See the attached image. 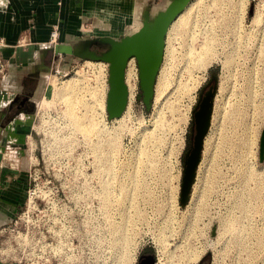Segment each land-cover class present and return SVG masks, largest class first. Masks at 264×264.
Returning <instances> with one entry per match:
<instances>
[{
  "label": "rangeland",
  "instance_id": "1",
  "mask_svg": "<svg viewBox=\"0 0 264 264\" xmlns=\"http://www.w3.org/2000/svg\"><path fill=\"white\" fill-rule=\"evenodd\" d=\"M166 1L160 2L159 8H142L139 21L144 10L151 18ZM208 2L197 0L189 6L190 22L196 19L195 15L200 17V5ZM222 2L220 12L227 18L212 24L214 42L210 62L201 68L193 62L195 56L193 59L188 56V51L193 47L191 51L196 54L205 52L200 42L205 37L202 27L205 23L211 25L212 19L217 17L215 9L208 11L210 19L205 17L204 24L201 18L197 19L200 35H190L193 22H189L186 30L180 17L177 18L164 34V60L162 58L156 75L157 78L159 73L165 72L169 79L166 99L156 101L153 92L150 104L145 107L136 82L138 98L131 102L134 93L127 98L121 119L106 115L107 62L70 53L50 54L48 68L41 72L47 88L37 100L25 144L30 159L26 170L28 191L26 188L22 206L0 229V264H125L133 246L136 247L135 257L141 248L149 247L156 261L158 248L154 233L158 228L167 230L170 248L180 244L187 236L185 232L193 229L194 235H189L187 241L203 251L191 264H196L203 256L207 257L208 264H264V155L261 159L258 157V135L264 128V54H259L258 47L264 44V22L260 26L250 23L256 8L264 19V0ZM241 2L245 6L243 15ZM230 48L235 49L233 59L230 65L223 64V57ZM131 62L136 65L134 58ZM209 72L217 76L209 129L205 131L188 198L180 204L178 183L190 109ZM196 79H199L198 84L187 90ZM63 85H73L69 95L82 117L79 122L86 123L90 119L95 125L91 136L81 134L61 106L64 102L58 90ZM221 100L225 101L224 108ZM157 110L162 113L161 125L159 117L154 120ZM158 123L160 126L155 129L154 124ZM95 129L102 134L97 135ZM111 136H114L113 146L106 145ZM103 142L104 146L96 148ZM142 146L150 152L153 166L141 161L138 153ZM101 167L108 168L110 173L106 176L102 170L99 172ZM205 170H210L213 188L208 187L204 195L205 211L193 221V227L188 222L193 220L196 184L203 179ZM126 172L134 178L132 184L127 182L130 176ZM105 176L111 180L109 186L113 194L111 205L107 207L103 206L101 198V187L104 189L107 185L104 180L101 182ZM138 182L142 187L133 195L121 193L122 187L129 184L127 187L136 188ZM197 185L196 192L199 182ZM136 204L141 216L132 209ZM170 218L171 221H167ZM231 220L234 229L228 227ZM119 221L128 225L119 227L129 231L130 240L126 245L116 243L117 234L112 233L113 224Z\"/></svg>",
  "mask_w": 264,
  "mask_h": 264
},
{
  "label": "crops",
  "instance_id": "2",
  "mask_svg": "<svg viewBox=\"0 0 264 264\" xmlns=\"http://www.w3.org/2000/svg\"><path fill=\"white\" fill-rule=\"evenodd\" d=\"M162 1L0 0L5 62L0 78V229L24 202L30 164L25 144L37 100L47 88L41 72L48 68L52 24L57 26L54 42L74 45L80 37L117 38L138 26L142 8H159Z\"/></svg>",
  "mask_w": 264,
  "mask_h": 264
},
{
  "label": "water",
  "instance_id": "3",
  "mask_svg": "<svg viewBox=\"0 0 264 264\" xmlns=\"http://www.w3.org/2000/svg\"><path fill=\"white\" fill-rule=\"evenodd\" d=\"M186 1L167 0L151 18H148L144 10L138 26L117 38L109 35L88 36L79 40L76 45L54 42L47 48L51 51V56H55L57 53H70L79 58L88 57L107 62L105 95L107 117L118 115L124 107L126 91L123 83V68L126 59L133 56L141 100L144 106L148 107L152 97L154 77L162 56L166 27ZM216 79V73L210 72L207 79L199 86L190 109L188 142L181 158L178 191L180 204L185 203L188 198L194 170L200 155L202 138L209 123ZM263 155L264 128H261L258 135V157L261 159ZM135 264L156 263L152 254L139 253L135 257Z\"/></svg>",
  "mask_w": 264,
  "mask_h": 264
},
{
  "label": "bare ground",
  "instance_id": "4",
  "mask_svg": "<svg viewBox=\"0 0 264 264\" xmlns=\"http://www.w3.org/2000/svg\"><path fill=\"white\" fill-rule=\"evenodd\" d=\"M195 1H197V0H187L184 4H183V6H182V8L174 15V17L170 20V22L168 23V25H167V27H166V30H165V33L164 34H166V32H168L169 31V29L171 28V27H173L172 26V24L175 22V20L177 19V18H179L180 17V19H181V24L183 25V27L187 30L188 29V27H187V25H189V22H190V16H189V6L193 3V2H195ZM225 1V0H224ZM223 2H222V0L220 1V0H209V2L208 3H204V4H202V5H200V17L199 18H197L196 17V15L194 16V18H196V19H193L191 22H193L192 24H191V30H190V35L191 36H193V35H198L199 34V30L197 31V23H198V21H197V19H200L201 18V21L203 22L204 20H206L207 18H209V16L207 17V13H208V11H210V9H212V8H214L215 10L214 11H216L217 12V14H216V18H214V19H212V21H211V25L212 24H214V23H220V22H222V20H224L225 19V17L227 16V15H225V13H223V12H220V10L221 9H223L222 7H221V5H223L222 4ZM240 3V2H239ZM238 3V4H239ZM241 4H242V2H241ZM241 4H240V7H241ZM230 5V4H229ZM239 6V5H238ZM245 6H244V4H242V15H243V13H244V8ZM259 9V8H258ZM257 8H256V12L254 13V16L252 17V19L250 20L251 22L250 23H252V24H256V26H260V24H261V22L263 21L264 22V19H262L261 18V13L259 12V10H258ZM226 11V10H225ZM211 12H213V11H211ZM210 15V14H209ZM136 16V15H135ZM205 17H207L206 19H205ZM210 17H212V16H210ZM241 17V16H240ZM240 17H238L237 19L239 20V19H241ZM227 18V17H226ZM210 19V18H209ZM200 21V20H199ZM190 22V23H191ZM201 22V23H202ZM205 23V21L203 22V24ZM209 24V23H208ZM199 25V24H198ZM210 24H209V26H207V24L205 23V25H204V27H202L203 28V31L205 32V37L203 36V41H200L201 43H202V45L204 46V50H203V46L201 47V45H200V47L202 48L201 50H203V51H205V52H201V53H198V54H196L195 52H192L193 50H192V48L190 49L189 48V51H188V53H189V55L188 56H190L191 57V59H193L192 57L193 56H195V59H194V61L193 62H196L195 64H197V65H199L201 68L203 67H205V65L206 64H208L209 62H210V60L212 59L211 57H212V47H213V42H214V34H213V32H214V30L212 29L214 26L212 25L211 26ZM215 25V24H214ZM171 26V27H170ZM213 30V31H212ZM197 31V32H196ZM262 33V32H261ZM237 34V33H236ZM200 35V34H199ZM202 35V34H201ZM262 35V34H261ZM196 37V36H195ZM192 38V37H191ZM190 38V39H191ZM199 38H201V36H199ZM263 38V37H262ZM261 38V39H262ZM250 39H251V37H250ZM254 39V38H253ZM193 40V39H192ZM204 41H206V42H204ZM200 42H198V44L200 43ZM264 43V42H263ZM262 43V44H263ZM260 44V43H259ZM236 45V44H235ZM235 47V46H234ZM200 49V48H199ZM163 50H164V42H163V49H162V56H161V60H160V62H159V65H158V68H157V70H156V74H155V77H154V82H153V91H152V95H153V92H154V94H155V97L154 98H156L155 100L156 101H160V99L161 98H163V99H166V96L167 95H165V91H166V87L167 86H169L168 84H169V79H168V77L165 75V72H161V73H159L158 74V76H157V78H156V75H157V73H158V70H159V67L161 68V62H162V58H163ZM192 50V51H191ZM234 48H230L228 51H226L227 53H225V55H224V57H223V64H227V65H230V62H231V60L233 59V52H234ZM258 52H259V54L261 55V54H264V44L263 45H259V47H258ZM258 56V55H257ZM263 56V55H262ZM189 57V58H190ZM132 58H134L133 56H129L128 58H127V60H126V63H125V65H124V68H123V83H124V86H125V91H126V100H127V98H129V96L131 97V95L134 93V86H135V79H136V66H134L133 65V63L131 62V59ZM93 59V58H92ZM97 60V59H96ZM99 60H102V59H99ZM163 60H164V58H163ZM104 61V60H103ZM106 62V61H105ZM91 64V63H90ZM186 64H187V62H186ZM195 64H194V66H195ZM99 66V65H98ZM198 66V67H199ZM197 67V66H196ZM163 68V67H162ZM99 69V68H98ZM188 72V71H187ZM94 73V72H93ZM167 73V72H166ZM99 74V73H98ZM97 76V75H96ZM155 78H156V80H155ZM71 79V78H70ZM69 79V80H70ZM195 79V78H194ZM251 79V78H250ZM248 80V79H247ZM74 81V80H73ZM73 81H72V83H73ZM194 82H191V85L190 86H187L186 87V89L187 90H189V89H193L195 86H196V84H198V82H199V79H196V80H193ZM249 81H251V80H249ZM245 82V81H244ZM247 82V81H246ZM69 83V82H68ZM154 83H155V85H154ZM65 84V83H64ZM250 84V83H249ZM248 84V85H249ZM252 84V83H251ZM96 85V84H95ZM94 85V86H95ZM247 85V84H246ZM62 86V85H61ZM69 86H70V84H69ZM68 85H67V87H64V85H63V87L60 89V90H58L59 91V94H58V92H57V94L58 95H60L59 97L63 100V102H64V106H63V104L61 105V100H59L60 98H58V100H59V102H60V105L62 106V107H64L65 108V110H66V112H68L69 114H70V116L72 117V120L74 121V125L77 127V129L78 130H80L81 131V134H83L84 136H86V137H88L89 135L91 136V134H90V132H91V129L92 128H94L95 127V125H92L93 123L90 121V119H88L89 121H87L86 123H84L83 121L82 122H79V120H81L82 119V117H81V115H79V113L75 110V108L77 107H75L74 108V104H76V102L73 100V97L71 96V95H69V91L71 90V89H73V88H71V87H69ZM97 86V85H96ZM186 86V85H185ZM248 87H250V86H248ZM224 79L223 80H221V83H220V90H221V92L224 90ZM99 89V88H98ZM102 93V92H101ZM104 93V92H103ZM223 93V92H222ZM56 94V95H57ZM72 94V93H71ZM94 94V93H93ZM93 96V95H92ZM58 97V96H57ZM126 100H125V104H124V107H123V109L121 110V112L118 114V115H114V116H111V117H109V118H116V119H121V117H122V115H123V111H124V108H125V105H126ZM168 100V99H167ZM101 101V100H100ZM240 102V101H239ZM102 103H103V100H102ZM221 105H222V107L224 108V106H225V101H223V100H221ZM236 103H238V102H236ZM129 104V103H128ZM164 104V103H163ZM103 106V105H102ZM171 108V107H170ZM64 110V111H65ZM219 111H220V109H219ZM223 111V110H222ZM227 111V110H226ZM221 112V111H220ZM219 112V113H220ZM156 113V112H155ZM222 113V112H221ZM160 115H162V113H161V111H158L157 110V114H156V118L154 119V120H157V118L159 117V119H158V122L160 123V125H161V120L162 119H160ZM220 116V115H219ZM223 116V115H222ZM210 117H211V112H210ZM210 117H209V123H210ZM235 117H236V115H235ZM224 118V117H223ZM88 123H90V125L88 124ZM95 123H97V122H95ZM153 123H156V122H153ZM159 123L158 124H154V127H155V129H157V128H159ZM209 123H208V127H207V129H209ZM98 124V123H97ZM97 124H96V126H97ZM102 128V127H101ZM103 129V128H102ZM155 129H154V131H155ZM92 130H94V129H92ZM101 130V129H100ZM152 130L149 132V134L146 136V140L147 139H149V136L152 134ZM95 133L97 134V135H101L102 133L101 132H99V130H96L95 129ZM94 134V133H93ZM95 134V135H96ZM105 134H107L106 132H105ZM145 134H146V132H145ZM155 135H156V133H155ZM105 136V135H104ZM110 136V135H109ZM156 136H158V135H156ZM162 136V135H161ZM204 136H205V133H204V135H203V138H202V144L204 143L203 141H204ZM106 137H108V136H106ZM154 137V136H153ZM152 137V138H153ZM156 138V137H155ZM114 141V136H111V139L110 140H108V142L106 143V145H108L109 144V146H113L112 145V142ZM142 142H144V141H142ZM146 142V141H145ZM153 142V141H152ZM98 144V143H97ZM105 145V142H103V143H100V144H98V145H96V148H100V147H102V146H104ZM108 146V147H109ZM202 147V146H201ZM206 147V148H205ZM204 148H205V151H207V149H208V143L206 144V146H205ZM139 157L141 158V161L143 162V164H147V165H149L150 164V166L152 165L153 166V164H154V162H153V160L151 159L152 157H151V155H150V152L149 151H147L146 149H145V146H142V147H140V151H139ZM138 154H137V159H138ZM139 158V159H140ZM199 161V160H198ZM197 161V163L196 164H198L199 162ZM138 165V164H137ZM136 165V166H137ZM142 165V164H141ZM206 165V164H205ZM208 165V164H207ZM211 168V167H210ZM207 169H209V168H207ZM213 169V168H212ZM101 170H102V173L103 174H105L106 176L110 173V171H109V169L108 168H104V167H101L100 168V170H99V172H101ZM133 174H134V172L133 171H131ZM127 174H129V176H130V173L129 172H126ZM194 174H195V170H194ZM213 175V174H212ZM106 176H105V179H102L101 180V182L104 180V182L105 183H107V185H105V187H104V189H102V187H101V198H102V201H103V206L105 207H107V205H109L110 204V200H112L111 199V195H113L112 194V191H111V187L109 186V182L111 181H108L109 179L108 178H106ZM128 176V177H129ZM204 177H203V179H199V191L198 192H196L197 191V184H198V182H197V184H196V191H195V194H194V196H196V203L195 204H193V214H192V218H193V220H189V222L188 223H190V225L192 224V226H193V221L194 220H196V219H198L199 218V216H201V214L202 213H204V211H205V209H204V207H203V205H204V203H205V201H204V198L206 197H204V195L206 194V192H207V189L209 190V188L208 187H212L211 186V183H212V180H211V175H210V170H205L204 171V175H203ZM127 177V176H126ZM124 178V179H126L127 180V178ZM194 177V176H193ZM110 178V177H109ZM123 179V180H124ZM132 181H134V178H132V176H130V178H128V183H131ZM192 181H193V179H192ZM211 181V182H210ZM103 182V183H104ZM126 182V181H125ZM135 182H136V180H135ZM135 182H133L134 184H135ZM140 182H138V184L136 185V188H130V187H122V185H121V187H122V192L121 193H123L124 194V192H129V193H131L130 194V196L131 195H133V193H136L137 191L136 190H139L140 189V187H142V184L140 185L139 184ZM142 183V182H141ZM132 184V183H131ZM144 185V184H143ZM191 185H192V183H191ZM190 185V186H191ZM130 186V185H129ZM135 186V185H134ZM177 187V186H176ZM130 188V189H129ZM139 188V189H138ZM213 188V187H212ZM211 188V189H212ZM263 190V189H262ZM108 191H110V193H108ZM120 191V190H119ZM118 191V192H119ZM211 191V190H210ZM117 192V193H118ZM208 193V192H207ZM125 195V194H124ZM123 195V196H124ZM207 195V194H206ZM117 196H119V195H117ZM120 196H122V194L120 195ZM119 196V197H120ZM128 196V195H127ZM137 196V195H136ZM118 197V198H119ZM138 197V196H137ZM117 198V197H116ZM148 198V197H147ZM131 199V198H130ZM135 199V198H134ZM126 200H127V197H126ZM118 201V200H117ZM120 201H121V198H120ZM119 202V201H118ZM131 202V201H130ZM147 202V201H146ZM117 204V203H116ZM111 205V204H110ZM109 205V206H110ZM125 207V206H124ZM122 208V207H121ZM127 208V207H126ZM132 209H135V212H136V214L137 215H139V216H141L140 214H139V207L137 206V204H136V206H134ZM128 210H130V209H128ZM128 210H127V214H128ZM108 211V210H107ZM111 212V211H110ZM130 212V211H129ZM141 212V211H140ZM109 213V212H108ZM121 213V212H120ZM135 214V213H134ZM169 215V214H168ZM168 215H166V216H168ZM127 216V215H126ZM130 217V216H129ZM167 219H168V217H166ZM164 219V218H163ZM167 219H165V222H166V220ZM127 220V219H126ZM167 221H171V218H170V220H167ZM233 222V220H231L229 223V225H228V227H229V229H234L235 228V225L232 223ZM118 222H116V223H114L113 225V228L114 229H112L113 231H112V233H114V235L115 234H117L116 236L117 237H115V239H116V241L115 240H113V241H115L116 243H121V245L123 244V245H126V244H128V242H129V240H130V234H129V231H128V229L127 230H122V229H120L119 227H122V226H124V228H127V226L128 225H126V222H124L123 223V225H122V223L119 221V224L121 223V225H119V224H117ZM127 224H128V222H127ZM116 225V226H115ZM162 225V224H161ZM170 224H168V226H169ZM166 226V225H165ZM167 227V226H166ZM194 227V226H193ZM163 228V227H162ZM168 229H169V227H167ZM119 229L121 230L120 232H119ZM166 229V228H165ZM191 229V228H190ZM228 229V230H229ZM63 230V229H62ZM130 230V229H129ZM192 230L193 229H191L190 231L188 230V232H185L186 233V235L187 236H184V240L183 241H181V243L180 244H175L174 245V247H172V248H170L169 246H168V240L166 239L167 237H168V235H167V230H164V229H159L158 228V232H156V233H154V234H157V235H154V238H155V241L157 242V248H158V257H157V263L158 264H191L192 262H194L195 260H197V258L200 256V254H201V252L203 251V249L201 248V247H193V246H190V244H189V242L187 241L188 240V238L190 237L189 235H191L192 234ZM60 232H62V231H60ZM192 235H194V234H192ZM189 236V237H188ZM181 238V237H180ZM193 238V237H192ZM262 238V237H261ZM191 241V240H190ZM260 242H262L261 241V239L259 240ZM60 243H62V242H60ZM155 243V242H154ZM62 246V245H61ZM63 247V246H62ZM134 248H136L135 246H133ZM134 248H132L133 249V252L131 253V255H130V253L129 254H127V256H126V260H125V264H132L133 263V261H134V259H135V249ZM121 250V249H120ZM129 252V251H128Z\"/></svg>",
  "mask_w": 264,
  "mask_h": 264
},
{
  "label": "built area",
  "instance_id": "5",
  "mask_svg": "<svg viewBox=\"0 0 264 264\" xmlns=\"http://www.w3.org/2000/svg\"><path fill=\"white\" fill-rule=\"evenodd\" d=\"M56 32H57V26L56 24H52V27L51 29L49 30V37H48V41L53 43L54 42V38L56 36ZM3 40L0 38V78L2 77V75L4 74V71H5V62H4V59L2 57V54H1V46L3 45ZM127 60V59H126ZM126 63V62H125ZM135 64V62H134ZM136 66V65H135ZM136 82H137V70H136V79H135V86H134V95L131 99V102L135 99V98H138V94H137V86H136ZM131 104V103H130ZM30 135V134H29ZM7 156V155H6ZM28 156V154H27ZM29 158V157H28ZM30 160V159H29ZM179 171V169H178ZM180 175V174H179ZM179 185V183H178ZM27 191H28V188H27ZM178 191H179V186H178ZM29 193V192H28ZM27 193V194H28ZM178 196V194H177Z\"/></svg>",
  "mask_w": 264,
  "mask_h": 264
},
{
  "label": "flooded vegetation",
  "instance_id": "6",
  "mask_svg": "<svg viewBox=\"0 0 264 264\" xmlns=\"http://www.w3.org/2000/svg\"><path fill=\"white\" fill-rule=\"evenodd\" d=\"M210 73V72H209ZM199 89V88H198ZM198 91V90H197ZM197 94V93H196ZM196 98V97H195ZM37 104V103H36ZM190 125V123H189ZM188 133H189V126H188ZM188 133H187V142H188ZM187 145V143H186ZM186 147V146H185ZM139 253H144V254H152L153 258H154V255H153V252L151 251V249L149 247H144V248H141L140 251L138 252ZM155 260V258H154ZM156 263V261H155ZM196 264H208L207 262V257L206 256H203L199 259V261L196 263Z\"/></svg>",
  "mask_w": 264,
  "mask_h": 264
}]
</instances>
